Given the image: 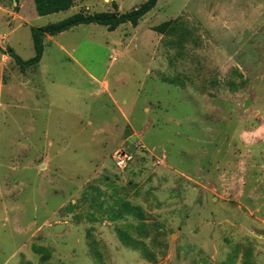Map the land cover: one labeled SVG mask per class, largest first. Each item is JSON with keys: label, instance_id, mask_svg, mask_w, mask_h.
<instances>
[{"label": "rangeland", "instance_id": "rangeland-1", "mask_svg": "<svg viewBox=\"0 0 264 264\" xmlns=\"http://www.w3.org/2000/svg\"><path fill=\"white\" fill-rule=\"evenodd\" d=\"M144 1L0 0V264H264V0H158L46 36L24 72L6 53Z\"/></svg>", "mask_w": 264, "mask_h": 264}, {"label": "trees", "instance_id": "trees-1", "mask_svg": "<svg viewBox=\"0 0 264 264\" xmlns=\"http://www.w3.org/2000/svg\"><path fill=\"white\" fill-rule=\"evenodd\" d=\"M157 1L158 0H146L137 8L121 14H116L115 12H101L87 15L79 12L57 23L48 24L40 28H32L31 37L34 56L31 59L26 61L22 60L11 48H8L6 53L13 59L20 72H24L28 67L38 64L41 60L44 49L43 41L46 36H55L77 26L89 24L103 26L108 31H114L123 24H130L132 27H136L138 22L156 6ZM33 2L38 16H48L69 10L73 7L74 0H33ZM113 6L117 7L115 3H113ZM170 24V21H166L153 27L152 30L162 34L165 33ZM126 205L128 204L126 203ZM116 232L119 240L124 245L129 244L128 237L124 231L118 229Z\"/></svg>", "mask_w": 264, "mask_h": 264}, {"label": "built area", "instance_id": "built-area-1", "mask_svg": "<svg viewBox=\"0 0 264 264\" xmlns=\"http://www.w3.org/2000/svg\"><path fill=\"white\" fill-rule=\"evenodd\" d=\"M134 156L132 151L127 149L118 150L113 154V161L116 168L123 170L133 160Z\"/></svg>", "mask_w": 264, "mask_h": 264}, {"label": "water", "instance_id": "water-1", "mask_svg": "<svg viewBox=\"0 0 264 264\" xmlns=\"http://www.w3.org/2000/svg\"><path fill=\"white\" fill-rule=\"evenodd\" d=\"M250 104V101L249 100H247L246 102H245V107H247L248 105Z\"/></svg>", "mask_w": 264, "mask_h": 264}]
</instances>
